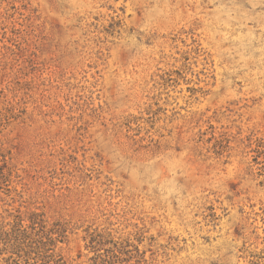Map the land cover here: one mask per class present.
<instances>
[{"label": "rangeland", "instance_id": "obj_1", "mask_svg": "<svg viewBox=\"0 0 264 264\" xmlns=\"http://www.w3.org/2000/svg\"><path fill=\"white\" fill-rule=\"evenodd\" d=\"M29 214L71 264H264V0H0V239Z\"/></svg>", "mask_w": 264, "mask_h": 264}, {"label": "trees", "instance_id": "obj_2", "mask_svg": "<svg viewBox=\"0 0 264 264\" xmlns=\"http://www.w3.org/2000/svg\"><path fill=\"white\" fill-rule=\"evenodd\" d=\"M28 222L26 229H11L4 232L0 239V264H71L59 252L57 244L64 241L63 233L52 230L44 231L45 221L39 214H29L26 217L17 216L15 226L22 228L23 222ZM40 228L41 232L32 234L27 229ZM106 242L100 235L93 236L88 248L97 255L89 261L91 264H120L115 257H109L110 251L98 254ZM5 255V258H1Z\"/></svg>", "mask_w": 264, "mask_h": 264}]
</instances>
